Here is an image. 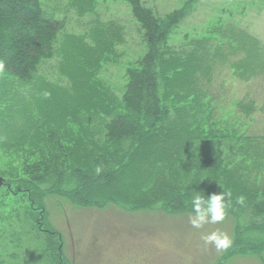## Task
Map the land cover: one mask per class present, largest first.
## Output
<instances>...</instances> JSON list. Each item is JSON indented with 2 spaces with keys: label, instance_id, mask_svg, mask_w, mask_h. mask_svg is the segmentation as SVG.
Masks as SVG:
<instances>
[{
  "label": "rangeland",
  "instance_id": "rangeland-1",
  "mask_svg": "<svg viewBox=\"0 0 264 264\" xmlns=\"http://www.w3.org/2000/svg\"><path fill=\"white\" fill-rule=\"evenodd\" d=\"M41 1L47 15L67 18V25L58 35L55 57L42 63L33 83L0 75V116L10 129L54 126L71 134L72 141L90 144L99 139L106 117L121 109L126 69L149 48L144 32L127 0ZM145 1L160 18L188 4ZM188 10L160 46L180 65L173 76L171 62H164L173 80L163 85L173 97L185 96L183 101L170 97V105H189L203 94L201 104L212 102L211 108L202 114L201 104L193 102L197 109L191 113L205 117L213 111L217 128L232 123L238 133L258 137L243 151L237 140L225 143L227 155L241 166L231 163L226 173L236 175L232 187L245 207L236 199L223 221L195 228L194 211H171L160 190L153 199L150 189L156 185L168 193L173 183L187 177L160 162L158 155L148 156L147 151L154 155L162 147L160 140L147 146V155L135 160L136 171L127 173L122 189L107 194L115 201L103 206H79L48 196L43 199L46 214L37 207L39 215L30 218L15 207L26 205L15 192L17 179L0 174L5 183L0 188V264H264V218L252 207L264 195V0H197ZM242 62L253 72L242 73ZM250 98L255 110L249 116L239 102ZM203 135L193 143L205 140ZM186 136L179 135L184 172V166L193 169L196 147ZM0 161L5 154L0 153ZM27 205L33 206L28 199ZM213 232L228 235L232 245L218 250L207 243L204 238Z\"/></svg>",
  "mask_w": 264,
  "mask_h": 264
},
{
  "label": "trees",
  "instance_id": "trees-1",
  "mask_svg": "<svg viewBox=\"0 0 264 264\" xmlns=\"http://www.w3.org/2000/svg\"><path fill=\"white\" fill-rule=\"evenodd\" d=\"M127 1L149 48L135 65L126 69L121 109L106 117L99 139L91 145L83 141L80 144L77 141L79 138L72 141L71 134L61 132L54 126L27 125L24 130L17 126L10 129L0 116V153L5 154V161H0V174L17 179L15 192L20 194L26 205L15 207L17 210L23 209L30 218L34 214L39 215L37 207L43 215L46 214L43 199L48 196L79 206H103L105 202L115 201L107 198V194L111 195L117 188L121 190L127 173L136 171L135 160L147 154L152 158L158 155L160 162H165L172 171L177 167L178 171L187 175L182 178L180 186L173 183L168 193L162 185H156L152 191L150 189L153 199H156L159 190L164 193L166 201L163 202L168 204L171 211H193V199L199 195L208 198L212 194L230 192L229 205L239 199L232 187V183L237 184L233 180L236 175L226 172L231 170V163L241 166L227 155L225 143L228 146L237 140L236 146H241L243 151L252 146L258 137L238 133V128L232 123L227 125L229 123L225 122L217 128L213 111L205 117L191 113L197 109L196 104L200 106L202 103L205 98L203 94L191 100L189 105L180 104V99L183 101L185 96L177 93L173 97L163 85V81L173 80L170 72H173V76L179 74L180 65L173 58H168L160 46L167 40L170 31L184 20L188 8L197 0H188L187 7L175 9L161 18L145 0ZM67 22V18L47 15L41 0H0V75L10 76L25 85L33 83L42 63L55 57L58 35ZM245 49L249 50L247 45ZM250 50L253 51L251 57L255 59V50ZM167 61L171 62L170 72L163 68ZM241 64L242 73L253 72L251 65ZM169 87L173 88L171 84ZM170 97L179 98L178 103L170 105ZM248 100L239 102V106L242 112L250 116L255 110V99ZM211 103L206 102L207 107L201 104L202 114L211 108ZM206 122L209 123L207 129ZM187 134L191 144L197 140V136H206L201 143H193L196 147L191 145L195 148L194 166L193 169L184 166V172L180 166L184 141L179 135ZM156 140H160L159 145H162L160 149L157 146V153L153 155L147 151L144 154L147 146ZM3 186L4 182L0 188ZM12 196L16 197L15 194ZM27 199L33 206L27 205ZM238 203L245 207V201ZM252 207L256 215L264 218V195L257 198ZM238 249L241 248H233L231 252Z\"/></svg>",
  "mask_w": 264,
  "mask_h": 264
},
{
  "label": "clouds",
  "instance_id": "clouds-1",
  "mask_svg": "<svg viewBox=\"0 0 264 264\" xmlns=\"http://www.w3.org/2000/svg\"><path fill=\"white\" fill-rule=\"evenodd\" d=\"M230 202V192L212 194L208 198H205L204 195L194 197L192 203L195 215L191 218L192 226L200 228L207 222L216 223L223 221ZM239 202H243V197L239 198ZM204 239L207 243H214L218 250H227L232 245V239L228 235L218 232H213Z\"/></svg>",
  "mask_w": 264,
  "mask_h": 264
},
{
  "label": "water",
  "instance_id": "water-1",
  "mask_svg": "<svg viewBox=\"0 0 264 264\" xmlns=\"http://www.w3.org/2000/svg\"><path fill=\"white\" fill-rule=\"evenodd\" d=\"M2 184V180L0 181V185Z\"/></svg>",
  "mask_w": 264,
  "mask_h": 264
}]
</instances>
